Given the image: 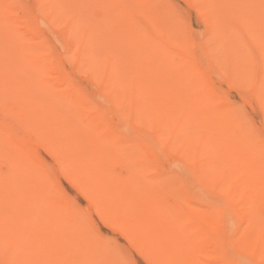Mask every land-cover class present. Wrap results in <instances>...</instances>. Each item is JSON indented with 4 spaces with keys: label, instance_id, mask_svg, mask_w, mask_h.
<instances>
[{
    "label": "bare ground",
    "instance_id": "bare-ground-1",
    "mask_svg": "<svg viewBox=\"0 0 264 264\" xmlns=\"http://www.w3.org/2000/svg\"><path fill=\"white\" fill-rule=\"evenodd\" d=\"M71 1L56 53L0 0V264H260L264 141L207 72L264 116V0H204L191 42L169 0ZM131 123L198 146L203 197Z\"/></svg>",
    "mask_w": 264,
    "mask_h": 264
},
{
    "label": "rangeland",
    "instance_id": "rangeland-1",
    "mask_svg": "<svg viewBox=\"0 0 264 264\" xmlns=\"http://www.w3.org/2000/svg\"><path fill=\"white\" fill-rule=\"evenodd\" d=\"M5 1V0H4ZM10 7L15 10L14 14H17L21 19L28 20L32 22L33 31H37L41 35L43 39L50 42L51 48L56 49V53L62 52V44L58 40L55 35V29H53L49 23L46 24L41 20L43 10L45 12L50 13V16L55 18L59 17L65 18V16L71 12V0H7ZM173 6V10L178 13L180 22L186 24V26L190 30L202 31L203 26V13H199L201 6L204 5V0H200L198 2H191L190 0H169ZM77 0H75V3ZM82 2V1H81ZM42 6V7H41ZM210 9L213 10L214 6L211 5ZM57 10V11H56ZM54 12L56 15H51ZM195 28V29H193ZM257 52L253 49L252 54L247 55V59L243 63V70H246V66H251L255 70V60H256ZM256 72V71H255ZM207 76L211 81H213V85L216 89L219 90L222 97L229 102H235V98L239 97L241 101V110H249L257 125L260 122V116L255 113L254 106L248 101V99L242 98L239 90L228 88L225 83L222 81V77L218 73V76L213 75L209 71L207 72ZM75 80L79 82L80 85H83L84 81L79 75H75ZM250 99V98H249ZM253 102V101H252ZM132 127L136 130L141 131L139 133L136 131V137L143 140L149 151L152 153L155 163L158 166L163 168H170L171 170H175L178 172L186 173L190 178L188 179L189 188L194 192L195 197H203L201 195L204 193L203 189H197V185H200L191 177V161L187 160L184 156H188L189 154L194 155L198 152V146L196 144L191 145V150L188 151L189 148L185 147L182 143H176L174 139H171L169 136L162 137V142H155L153 137L151 136L154 132L153 128L148 125L142 127L136 123H131ZM248 127V126H247ZM188 128V127H185ZM189 128L195 129V125H189ZM252 130V129H251ZM259 131V128L256 127L255 131ZM253 131V130H252ZM239 129L229 130V135L232 134L233 137L239 135ZM119 168H116L118 170ZM207 188V187H206ZM215 188L214 185L209 186V189L213 191Z\"/></svg>",
    "mask_w": 264,
    "mask_h": 264
},
{
    "label": "snow or ice",
    "instance_id": "snow-or-ice-1",
    "mask_svg": "<svg viewBox=\"0 0 264 264\" xmlns=\"http://www.w3.org/2000/svg\"><path fill=\"white\" fill-rule=\"evenodd\" d=\"M42 7V6H41ZM6 23L8 21H5ZM72 27V24L69 23L66 26V30L70 29ZM195 29V28H193ZM25 40H30V39H34L31 36L25 35L24 36ZM189 41H198L199 37L197 35V33L193 30L190 33V36L188 37ZM236 103L231 105V107L233 109H235L237 111L238 114L241 115V117L244 119L245 123L247 124V126L252 129L253 131H255V128L258 127L259 128V134L262 138V141H264V116H262L260 118V122L259 125L256 124L255 119L253 118V116L251 115V113L249 112V110H241V101L239 97L235 98ZM261 101L262 103H264V95L261 96ZM135 256V251L132 250L131 252H124L122 250L121 252V258L119 260V264H137V261L134 259ZM230 264H253L252 261L250 260H241V261H234V262H230ZM260 264H264V257H262Z\"/></svg>",
    "mask_w": 264,
    "mask_h": 264
}]
</instances>
